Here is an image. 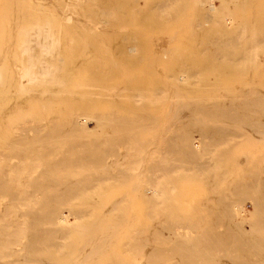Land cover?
Returning <instances> with one entry per match:
<instances>
[{
	"label": "bare ground",
	"instance_id": "1",
	"mask_svg": "<svg viewBox=\"0 0 264 264\" xmlns=\"http://www.w3.org/2000/svg\"><path fill=\"white\" fill-rule=\"evenodd\" d=\"M215 10L216 4L213 0L2 1L0 264H115L113 250L118 248L119 243L112 238L116 236H120L122 249L120 258L119 255L116 256V264H163V260L165 263L175 264H221L226 257L231 264H252L247 260L245 262L244 259L234 262V252L220 249L222 243L220 235L215 236L214 250L224 253L211 256L213 249L196 251L194 247L202 241L198 240L197 233L201 231L197 230L198 224L195 222L167 215L164 216V220L156 221L157 211L168 209L167 204L175 200L170 195L176 191L174 187L170 188L168 185L169 176L171 174L177 176L179 169H183L188 175L191 172L188 164L206 166L200 169V173L203 170L201 173L203 175L208 172L209 166L207 161L203 164L188 161L180 163L162 152L149 155L147 152L151 141L141 143L138 141L140 137L135 139L131 134L132 131H139L135 128L143 129L140 123L145 119L149 120L145 126L151 127L155 118L152 117L156 116L157 112L155 104L170 101L172 103L170 105L168 103L167 110L168 114L173 116L171 118L186 119L182 126L177 125L178 131H184L192 136L195 129L198 132L207 131L208 127L214 124L202 126L204 122L202 120L206 119L204 116L222 113L225 118L217 120L230 122L232 125L227 129L236 130L232 128L235 126L248 129L258 140L264 139V122L256 121L254 124L246 122L251 114L264 115V92L262 93L260 87L251 86L241 94L229 91L226 96L222 93L213 97L203 95L204 86L210 91L213 83L208 82L205 85L204 75L195 68L193 62L182 66L174 59L177 56L193 55L197 51L203 53L212 48L239 49L240 60L234 62L241 65L258 64L260 52L264 51V30L262 29L259 34L254 31L250 36L251 32L247 30L245 23L241 22L237 26L234 24L236 16L233 11L229 12L227 17L229 28L224 35H219L214 29ZM214 35L216 37H213ZM153 53H161L164 56L169 54L172 58L170 62L181 65V68L162 67V73H158L153 67L161 65L160 62L144 60L145 56ZM137 66L144 68H131ZM98 69L103 71L104 78L96 74L97 71L99 73ZM118 69H121L124 75L128 74L127 70H136L135 74L134 71L131 72L134 76L136 74L138 76L137 70L138 72L144 70V73L150 75H155L156 72L153 71H157L156 75L159 74L161 77L158 78L156 75L154 77L159 85H153V82H157L154 79L153 82L151 80L152 85L148 81L150 88L144 85L147 81L142 87L139 83V86H134L137 82L133 85L131 82L138 81V77L130 81L126 76L123 78L122 74L120 79L124 84L119 82L115 85L117 83L115 82L112 87L111 83L110 86L108 83L105 84L103 81L106 78L105 73L108 75V71L110 74L114 70L115 73ZM120 72L118 71V75ZM113 73L110 74L111 78L115 76ZM132 74L131 77H134ZM146 76L139 78L143 81ZM123 79H127V82L125 83ZM105 80L108 81L107 78ZM102 83L107 87L100 86ZM98 88L105 91L101 96L102 101L111 99V103L109 102L111 105L105 102L110 109H107L106 104V110L101 109L99 106L104 105H101V100L96 104L99 103L98 107L101 110L97 106L93 107L94 102L98 101V94L101 93ZM210 98L212 103L206 106V112L202 114V100ZM221 100H224L226 108L212 111L211 104L219 105ZM167 102L163 104L164 107ZM148 104H152L151 107L155 105L156 108L154 113L148 110L151 115L148 111H143V108L138 109L142 112H135L132 109L133 106L138 108ZM158 105L161 106L160 103ZM147 108L149 109L148 106L145 109ZM163 110L166 112V109ZM171 120L167 119V123L169 121L171 124L173 122ZM90 121L95 122L100 129L106 130L109 127L111 130H119V137L113 131L118 138L112 139L110 147L106 145L107 147L101 148L103 141L105 144L106 136L103 141L92 138L87 141L86 136L84 139L77 137L80 134L96 132L94 128L88 126ZM170 124L169 126L172 125ZM175 125L171 126L172 129ZM160 128L158 130H161ZM221 128L219 125L213 127L216 131ZM104 130H101V133ZM153 132H156V129ZM31 134L34 135L30 136ZM95 135H92L93 138ZM153 140L156 143V139ZM171 140L168 141V145L172 144ZM173 140L180 141L176 138ZM194 142L190 141V144L193 145ZM216 143L213 141L211 145ZM182 146H177L180 153L186 152L180 149ZM204 148L202 147L204 154H211L213 151L212 148L209 150ZM105 152L110 153L105 156L103 155ZM72 168L89 170L96 168L100 172L83 174V169L79 177L66 175V170L70 171ZM246 181L248 180L242 183L243 188H254L251 181L248 183ZM129 183L131 190L128 192L133 191V194L136 192L140 195L142 193L137 200L144 201L145 206H142L145 215L153 221L152 224L162 228V231L152 232L164 235L158 240L159 246L156 247L158 252L154 249L155 253H146L148 237L143 231L121 230L126 226L144 225L142 221L132 220V214L127 212L132 207L129 193L123 191V195L113 198L105 196L109 186L124 187ZM128 186L122 189L127 191ZM242 187L234 185L231 193L234 196L241 195ZM211 192L215 195L217 189ZM92 193L97 194L92 196ZM259 196L264 201V186ZM244 200L246 199L240 196L236 203L241 204L230 207L232 210L228 223L232 229L228 233L232 234L231 243L237 238L244 246L248 244L250 252L260 257L259 263L257 261L256 263L264 264V220L250 223L248 221L251 225V229L249 228L251 234L254 233L250 236L254 238L249 237L250 230L247 233L243 229L242 224L246 222L235 221L238 215L236 207L246 206ZM251 204L255 211H260L264 215V202ZM62 207L67 209L62 210ZM64 210H68L69 215L74 217V223L69 222L67 215L63 214ZM165 231L168 232V236L165 235ZM125 232L128 233L124 234ZM258 232L263 233L262 238H257ZM153 240L155 241L154 236ZM244 248L248 253L249 250ZM237 254L239 258H243L240 257L244 254L242 250ZM127 256L133 258V261L129 262Z\"/></svg>",
	"mask_w": 264,
	"mask_h": 264
},
{
	"label": "rangeland",
	"instance_id": "2",
	"mask_svg": "<svg viewBox=\"0 0 264 264\" xmlns=\"http://www.w3.org/2000/svg\"><path fill=\"white\" fill-rule=\"evenodd\" d=\"M3 0H0V2L2 3ZM213 2H215L216 4V10H215V25H214V29L215 31L219 34V35H224V33L227 31V29L229 28V19H227L229 12H235V16H236V20L234 22V24L237 26L239 25V23H245L247 30L249 32H251L249 35L252 36L254 34V31L259 34V32H261V30H264V0H213ZM1 3H0V7H1ZM238 19V20H237ZM223 33V34H222ZM213 37H216V35H214ZM239 49H231V50H219L215 48L210 49L209 51L206 52H200L197 51V53L190 55V56H180V57H174V59L176 61H179L180 64L182 66H184L185 64H190L191 62L194 63L195 68L202 73L203 76V80L204 83L206 85V83L208 82H212V87L210 89V91H208L207 87L204 86V91H203V95H209L210 97H213L215 95H219L222 93L223 96H226L227 94H229L228 92L231 91L235 94H241L243 93L245 90H247L249 87L251 86H256V87H260L262 89V93L264 92V56H262V54H264L263 52H260V56L257 59L258 64L256 65H241V64H237V62H234L236 60H240V56H239ZM235 54V55H234ZM128 58V57H127ZM149 60V62H160V64L162 65H158L156 67H153V69H157L158 73H162L163 68H171V69H179L181 68V65H176L171 63L170 61H172V58H170V55L168 54V56H164L163 54H150L144 57V60ZM165 65V66H164ZM149 66H146V68ZM158 67L162 68L160 71L158 69ZM102 68V67H101ZM131 68H139V69H143V66H137V67H131ZM154 69V70H155ZM99 70V69H98ZM109 70V68L107 69ZM113 70V69H110ZM121 70V69H120ZM120 70L118 69V71L120 72ZM151 73H152V68L150 69ZM99 70V73L96 72V74L100 77V78H104L102 73L103 71ZM115 71V70H114ZM114 71H112L111 73H113ZM118 71H116L115 73H113L115 76H113L111 78V73L109 74L108 71V75L107 73H105V76L108 80V77L110 75V78L108 81H106L105 79H103V81H105L104 83L109 85L111 83V87L114 86L115 82H117L115 85L119 84V82H122V76L120 74H122L125 78L130 79V81L135 80L136 77H138V81L135 80L133 82H131V84L133 85L134 82L137 84H135L134 86H137L138 83L141 85L144 84V82H146L144 85H148L146 87H149V82H153V80L156 78L154 77L157 73V71H153L156 72L153 74H147V72L144 73V70H139L140 72L138 73V76H134L135 71L136 70H124L128 73V74H123L122 70L118 75ZM134 71L132 74L131 72ZM143 72V73H142ZM149 72V69H148ZM140 73V74H139ZM142 73V74H141ZM117 74V75H116ZM132 76L134 77H131ZM128 75V76H127ZM141 75H143L142 77H144V75H147L145 78H143V81L141 80ZM102 76V77H101ZM117 76V77H116ZM121 76V77H120ZM129 76L132 78H129ZM148 76L151 78L148 79ZM156 76L161 77L159 74H157ZM116 77L118 79L117 80ZM141 77V78H139ZM114 78V79H113ZM121 78V79H120ZM135 78V79H134ZM119 79L121 81H119ZM127 79H123V81L126 83ZM140 79V80H139ZM148 79V80H146ZM114 80V82H112ZM111 81V82H110ZM141 81V83H140ZM149 81V82H148ZM155 81H157L155 79ZM151 82V85H152ZM104 83H102L100 86H106L104 85ZM113 83V85H112ZM130 83V82H128ZM149 83V84H148ZM157 83V84H156ZM154 83V86L159 85L158 81ZM160 83V82H159ZM124 84V83H123ZM143 85V86H144ZM167 85H171L170 83H167ZM102 86V87H103ZM110 86V85H109ZM108 86V89L110 90V87ZM139 86V85H138ZM151 86V87H154ZM101 87V88H102ZM178 87V86H177ZM99 92H101L100 94H98V101L94 102L95 105L93 106L94 108H97L98 105L97 102H99L100 100L102 101V97L105 94V91L103 89L98 88ZM101 90V91H100ZM178 90L180 91V88L178 87ZM104 91V92H102ZM104 93V94H103ZM100 95V96H99ZM178 98V97H177ZM109 99V98H108ZM101 103L104 104L102 106H99L101 109L106 110L105 104L107 105V103L109 104L110 101L106 100L107 103ZM222 102H220L219 105L213 106L211 104V109L212 111L219 108L221 110L225 109V105L223 104L224 100H221ZM163 102V103H161ZM167 102V101H166ZM164 101H160L158 102L156 105L157 108V112L158 114L163 112L162 115H158L157 112L154 110V107L152 104L151 105H147L149 107V109H145L147 106L145 105V107L142 106H138V108H135V106H131L133 111L135 112H142L139 111V108H143V111H150L151 113H154V111L156 112V116L153 115L152 118H154L153 125L155 126H160L162 128H160L161 130H158L159 128L155 126L153 127L151 124V127L145 126V123L148 122L149 120H144V122H141V128H143L142 130H140V128H135V129H139L135 130V132L132 131L131 134L134 136L135 139H137V137H140V139L138 141H141V143H145L146 141L150 140L151 142L155 143L153 138L156 139V145L153 143L151 144V142L149 143L151 146L153 145V147L150 146L149 149V155L155 154V153H165L166 155H168L169 157H171L172 159L178 161L181 163V161H188L191 163H199V164H203L205 161H207L208 163V172L206 174H201L200 173V169H203V167H206L204 165L202 166H194L193 164H188L187 166H189V168L191 169V172L186 175L183 172V169H179V173L176 175L171 174L168 179V185L170 186V188L174 187V190L176 191L175 194H170L172 198H174L175 200L168 203L166 207H169L168 209L162 210V211H157V215L158 217L156 218V221H162L164 220V216L167 215L169 217H174L176 219H182V220H188V221H192L198 224L197 230H200L201 233H197V237L198 240L202 241L200 244H197L196 247V251H199L198 249H200L202 252H204L205 250L208 249H213L214 250V240H215V236L216 235H220V239H221V250L227 249L226 251H231L234 252V262L237 261L239 262V260L241 259V261H243V259L247 261L252 262V264H255L256 261L259 263L260 261V257L259 255H256V253L252 254V252H250L251 250H249V246L247 244V246H244V244H242V242H239L238 239L236 238L234 243L233 242V238H230L232 236V234L228 233L229 230L232 229V227L229 225V220H230V207H234L235 204L239 205L240 203H236V201L238 202V199L240 198V196L242 197V199H246L244 200V202H246V206H237L236 208L238 209V215H236L235 221L238 222H246L243 223V229L248 233L251 229V225H249V223L251 221L255 220H264V215H262L263 213H260V211H255L254 208H252V202L255 203H259V202H264L262 200V197L259 196V192L262 190L263 186H264V139L262 140H258L255 136L254 133L251 130L248 129H240L239 127H232L236 130H229L227 129V127L231 126L232 124L230 122H227L223 119L217 120L218 118H225V115H223L222 113L219 115H212L210 117L204 116V118H206L204 121L202 126H207L209 123L214 124L213 126L208 127L209 130L204 131L203 132H198L197 129H195V131L193 132V136L192 135H188V133H185L184 131H178V124L180 126H182V122H184V120L186 119H179L178 118H171L173 117L172 115L168 114V108L170 101L167 102L166 106L167 108L164 107V103H166ZM111 103V102H110ZM161 104V106H159L158 104ZM169 103V105H168ZM212 103V99L210 98V100L208 99H203L202 100V106H203V112L202 114H204L206 112L205 108L208 104ZM164 104V105H163ZM111 105V104H109ZM113 105V103H112ZM97 106V107H95ZM158 106V107H157ZM98 107V109H100ZM105 107V108H104ZM151 107V108H150ZM161 107H163L162 109H160ZM111 107L107 105V109H110ZM198 109V106L196 107ZM97 109V110H98ZM100 109V110H101ZM138 111H137V110ZM153 112H152V110ZM166 109V112L163 110ZM141 110V109H140ZM163 110V111H161ZM148 111V113H149ZM161 111V112H159ZM145 113V112H144ZM151 113H149L151 115ZM165 113V115H164ZM165 117H164V116ZM168 115V116H167ZM163 116V117H162ZM157 117V118H156ZM159 117V119H158ZM165 118V119H164ZM171 120V121H177L176 123H171L172 125L176 124L175 127L173 126L172 129V125L170 124V122L168 121L167 123V119ZM148 119V118H147ZM165 121H164V120ZM162 120V121H161ZM151 121V120H150ZM256 121H262L264 122V115H260V114H251V116L246 120V122L248 124H254V122ZM158 122V123H156ZM164 122V123H162ZM95 122L90 121L88 126L90 128H94L93 130H96V132L94 133V131H92L93 134L91 133H85V134H80L77 137L80 138H86L87 141H90V139H96L99 141H103L105 138V144L104 141L102 144L104 145H100L102 147H107L106 145H108L110 147V142L112 141V139H117L119 137L120 131L118 132L117 130H111L109 127H107L106 130L104 129H100V126L97 127L96 124H94ZM143 124V125H142ZM164 124V125H163ZM168 124V125H167ZM169 124L171 126H169ZM236 124V123H234ZM218 126L222 127L221 130H214L213 127L214 126ZM96 126V127H95ZM166 126V127H165ZM177 127V128H176ZM149 128V129H148ZM151 128V129H150ZM156 132H153V130ZM165 128V129H164ZM167 128L169 129L168 131ZM176 128L177 131H175L174 129ZM163 129V130H162ZM101 130L102 131L101 133ZM146 130V132L144 131ZM114 131V133H116V135L118 137H116V135H114V133H112ZM129 131V132H130ZM148 131V132H147ZM159 131V132H158ZM170 131V132H169ZM175 131V132H173ZM101 133L98 135V133ZM139 132H141L143 135H145V139L144 137L141 138L143 135ZM147 134H145V133ZM153 134H152V133ZM135 133H137L135 135ZM87 137V135H89ZM97 134V135H95ZM124 133H121V135H123ZM151 134V135H150ZM202 134L203 136L205 135L206 137H200L199 135ZM34 134H31L30 136H33ZM92 135H95L94 138ZM125 135V134H124ZM92 136V137H91ZM106 136V137H105ZM209 136V137H207ZM76 137V136H75ZM76 137V139H77ZM99 137V138H96ZM103 137V138H102ZM105 137V138H104ZM83 138V139H84ZM177 139L180 140L179 142H176L173 139ZM159 141H158V140ZM164 142H162L163 140ZM172 139L170 141L171 145H168V141ZM186 139V141H185ZM158 141V142H157ZM190 141H195L193 145L190 144ZM213 141H216L217 143L214 145H211V143ZM108 142V143H107ZM200 142H204V143H200ZM46 143V142H45ZM158 143V144H157ZM162 143V144H161ZM49 145V143H48ZM161 145V146H160ZM178 145H183L182 147H180L181 150H185L186 152L180 153L178 152L177 146ZM62 146V144H61ZM160 146V147H159ZM210 146V148L208 147ZM201 147V150H200ZM202 147H205L204 149H211L212 148V153L211 154H204L202 153L204 150H202ZM42 147L40 146L39 149H41ZM113 149V148H111ZM107 152V151H106ZM103 154L105 156L108 155L107 154ZM71 169V168H69ZM77 169V170H74ZM84 168H72V170L68 171L66 170V175H70L73 177L78 176L79 177V173L81 175V171ZM96 168H90L89 169H84V171H82L83 174H91V173H97L100 172L98 169ZM87 170V171H86ZM73 171V172H72ZM76 171V172H74ZM80 171V172H79ZM95 171V172H94ZM103 172H105V170H101ZM86 172V173H85ZM78 175H77V174ZM74 174V175H73ZM208 178V179H207ZM207 179V180H206ZM244 180H248L246 181V183H248L249 181H251L254 185V188H250V189H246L242 187V183L244 182ZM129 184H127L124 187H127ZM239 187V185H241V187L243 188L241 195H233V193H231L233 187ZM123 185H118V186H114L111 188V186H109V189L106 191L105 196L109 197V198H113V197H119L118 195H123V191H125L124 193L128 192L131 190V186L129 188H127L128 190L126 191L125 189H122L124 187H121ZM122 189V190H120ZM215 189H217V192H215ZM231 189V190H230ZM211 190H213V192L217 193L215 195L212 194ZM105 191V190H104ZM132 192V194H131ZM128 192L127 195L130 198V204L132 203V207L131 209L127 210V212L132 214L131 219L132 220H139L142 221V224L144 225H140L139 227L137 226H126L121 228V230L127 231V230H133V229H139L141 231H143L144 235L148 237V246L146 247L145 251L146 253H155L156 251L158 252L159 250L156 248L159 246L158 244V240L162 239V237L164 236L163 233H159V234H154L152 233L153 231H162V228L160 226H158L157 224H152L153 221L149 218L148 215H145V209L142 205H144V201L141 200H137V198L140 195V193H136L133 191ZM92 193V196H96L95 193ZM104 195V194H103ZM135 195V196H134ZM237 196L239 198H237ZM237 200H236V199ZM134 199V200H133ZM251 199V201L249 200ZM137 200V201H136ZM236 200V201H234ZM132 201V202H131ZM134 202V203H133ZM145 206V205H144ZM63 209H67L65 207H62ZM224 209V210H223ZM229 209V210H227ZM227 210V211H226ZM64 215H67V218L69 220L70 223H74V217L69 215V211L68 210H64L63 211ZM124 212V211H121ZM150 213V212H149ZM233 213V212H232ZM240 214V215H239ZM244 220V221H243ZM249 221V223H248ZM199 223H201L202 225H199ZM205 225V226H203ZM250 228V229H249ZM128 232H125L124 234H127ZM254 233L251 234V230L249 232V237H252ZM258 239L262 238V232H258ZM165 235L168 236V232L165 231ZM252 235V236H250ZM256 235V234H255ZM153 236L155 237V241L153 240ZM120 236H116L113 237L112 239L117 241V243H119L118 248L115 251V257L113 258V262L116 264L117 263V255H119V258L122 254V249H121V240L119 238ZM254 238V237H252ZM251 238V239H252ZM251 245V244H250ZM242 246L246 247L248 251V254L246 250H244L245 248ZM203 247V248H202ZM212 247V248H211ZM251 247V246H250ZM255 247V246H254ZM152 248V249H151ZM207 248V249H205ZM256 248V247H255ZM156 251H155V250ZM241 249L242 253L240 257L243 258H239V255L237 253L238 250ZM254 249V248H253ZM252 249V250H253ZM211 251V256H214L215 254L218 255V253H224V252H220V251ZM121 251V252H120ZM258 251V250H257ZM256 251V252H257ZM237 252V253H236ZM120 253V254H119ZM246 253V254H245ZM114 254V253H111ZM110 254V255H111ZM254 256H252V255ZM236 255L238 257H236ZM244 255V256H243ZM251 256V258H250ZM128 257V256H127ZM249 258V259H245V258ZM128 261L130 262L131 260L133 261V258L128 257L127 258ZM236 259V260H235ZM233 260V259H232ZM228 260L227 257L225 260H223L221 262V264H227ZM229 264H231L230 262H228ZM163 264H175V263H165V260H163ZM244 264V263H243ZM257 264V263H256Z\"/></svg>",
	"mask_w": 264,
	"mask_h": 264
}]
</instances>
